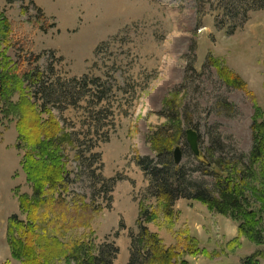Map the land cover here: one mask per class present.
<instances>
[{"label":"rangeland","instance_id":"374dc122","mask_svg":"<svg viewBox=\"0 0 264 264\" xmlns=\"http://www.w3.org/2000/svg\"><path fill=\"white\" fill-rule=\"evenodd\" d=\"M216 1L204 0L199 11L195 0H0V15L12 25L2 44L11 67L29 54L17 43L29 45L42 85L56 93L47 101L31 85L24 100L33 103L41 122L50 109L63 134L72 136L64 155L70 188L63 198L72 205L80 196L99 210L88 226L69 231H56L53 217H42L36 247L42 264H66L58 250L72 241L88 244L92 254L113 246V264H128L139 235L140 205L149 212L156 207L150 180L138 163L160 166L152 135L169 129L165 115H180L183 139L175 147L182 161L177 166L205 193L213 195L215 177L206 160H196L190 151L186 130L198 133L203 155L213 150L216 157L246 161L252 118L256 109L264 115V9L251 12L246 24L229 35L216 29ZM211 59L239 77L246 91L227 87ZM15 85L9 102L0 100V264H21L11 259L6 229L12 216L26 221L18 197L32 194L21 168L28 147L18 140L16 117L32 114L27 108L7 113L8 104L21 102ZM168 101L173 109L164 105ZM250 202L252 210L259 208ZM172 210V218L159 214L139 225L164 248L174 246L178 234L195 239L208 257L185 255L188 264H241L254 254L264 264V228L252 241L239 237L238 221L196 200L180 198Z\"/></svg>","mask_w":264,"mask_h":264},{"label":"trees","instance_id":"16d2710c","mask_svg":"<svg viewBox=\"0 0 264 264\" xmlns=\"http://www.w3.org/2000/svg\"><path fill=\"white\" fill-rule=\"evenodd\" d=\"M195 1L200 11L204 0ZM215 8L218 12L215 20L216 29L225 30L231 35L246 24L251 12L264 9V0H217ZM11 26V23L0 15V56L3 72L0 75V100L9 102L7 95H11L12 85L18 83L14 90L20 92L21 102L14 106L8 104L7 113L14 114L16 110L22 113L28 109L27 113L32 114L16 115L19 117L18 140L27 143L28 147L21 168L26 174L28 184L32 187V194L18 197L19 210L22 214L25 213L26 221L12 216L8 220L6 231L12 260L21 264H42L40 255L36 253L37 243L41 239L38 235V223L44 220L42 217L52 216L54 221L51 222L56 224L54 227L56 231H69L88 226L99 210L85 203L83 197L75 196L72 205L63 198L62 193H67L70 188L64 155L71 144L72 136L63 134V128L56 119L57 122L53 119L50 109L46 110L50 117L41 122L32 106L33 103L24 100L31 85L38 86V92L43 91L44 99L47 101L56 93H52L49 88H44L42 85V74L33 65L37 59L30 55L29 45L17 43V49L21 52L26 50L29 54L25 60H18L15 63L14 66L17 65V68L11 67L14 63L6 55V48L2 47L4 39L8 38L12 30ZM210 62V65L217 69L218 78L227 87L246 91L244 82L228 68L221 66L216 59H211ZM18 70H20L19 75H15V71ZM164 105L172 108L171 101ZM165 118L170 124L169 129L152 135L153 150L160 160V166L148 160L138 163L150 180V189L156 198V207L149 212L140 205L137 219L139 235L136 242H132L134 251L131 252L128 264H188L182 259L185 255L193 258L200 255L208 257L206 250L198 248L196 240L187 234H178L176 244L164 248L156 235L150 234L143 225H139L142 219L144 222H153L159 214L172 218L173 204L180 198L196 200L209 211L238 221L239 237L250 240L254 238L252 241L259 239L264 228V115L261 110L256 109L252 118V148L245 162L242 159L232 162L221 156L216 157L213 150L209 154L200 153L196 157L198 161L202 158L206 160L209 166L208 172L215 177L213 195L200 190L198 183L191 177L185 176L182 168L174 164L175 146L183 139L181 120L177 111L165 115ZM41 123L47 125L41 126ZM251 200H254L252 204H258V209L250 208ZM40 210H43L42 215ZM236 242L237 240L233 241V244ZM64 248L65 251L58 250V253L63 256L66 264H70L71 261L73 264H113L117 255V250L109 245L100 248L97 254H92L88 244L78 241L69 242ZM55 252H57L56 248L52 254L56 255ZM257 258L258 256L254 254L243 259L241 264H259ZM4 264H9V261Z\"/></svg>","mask_w":264,"mask_h":264},{"label":"water","instance_id":"95a60500","mask_svg":"<svg viewBox=\"0 0 264 264\" xmlns=\"http://www.w3.org/2000/svg\"><path fill=\"white\" fill-rule=\"evenodd\" d=\"M185 135H186V142L189 146L190 151L195 157H198L200 155L198 133L192 129H188L186 130ZM173 159L175 165H180L182 161V155H181V149L179 147H176V149L174 150Z\"/></svg>","mask_w":264,"mask_h":264},{"label":"crops","instance_id":"0c3cea01","mask_svg":"<svg viewBox=\"0 0 264 264\" xmlns=\"http://www.w3.org/2000/svg\"><path fill=\"white\" fill-rule=\"evenodd\" d=\"M6 261V260H5ZM5 263V262H4Z\"/></svg>","mask_w":264,"mask_h":264}]
</instances>
